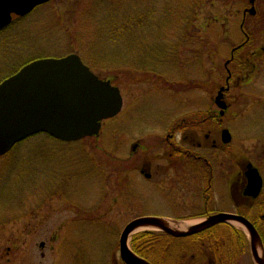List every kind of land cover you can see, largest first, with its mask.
I'll return each mask as SVG.
<instances>
[{
    "label": "rangeland",
    "instance_id": "374dc122",
    "mask_svg": "<svg viewBox=\"0 0 264 264\" xmlns=\"http://www.w3.org/2000/svg\"><path fill=\"white\" fill-rule=\"evenodd\" d=\"M182 2L176 14L174 5L178 3L173 5V0H53L0 33V68L12 73L35 57L82 53L83 62L101 78L118 85L124 97L122 111L103 123L98 137L72 144L52 141L45 135L29 138L21 144L12 167L11 155L0 162L5 172L0 173V264H122L119 240L128 223L147 214L177 218L182 213L169 208L160 190L144 179L135 183L140 192L133 185L134 192L125 191V179L120 180L122 163L128 157L131 161L146 155L155 163L158 145L163 146L168 128L177 125L184 114H190L191 119L196 115L204 118L202 111L214 106L216 84L220 71L224 72L222 63L230 46L240 38L239 21L231 18L223 26L215 18L226 16L233 8L242 9L246 0H241L243 4H233V0ZM163 14H176L178 20L183 17L182 24L176 26L175 19L170 23L165 18L163 25ZM117 16L125 17L117 28L127 34L125 56L129 64L118 56V63L110 66L107 59L114 57L103 50L107 47L112 51L117 45L109 40L107 44L105 33L107 39L114 33ZM207 19L213 22L208 25ZM162 33L165 41L161 42ZM167 34L176 35V40ZM80 41H86L84 50ZM171 48L175 59L171 58ZM129 50L136 52L130 57ZM140 61H152V65L147 70L142 69L144 64L131 65ZM102 62L103 67L97 64ZM256 63H264V58ZM155 69L170 80L163 82ZM4 75L1 73L0 79ZM256 82L257 78L242 92L241 108L246 112L239 124L255 123L264 128V83L255 90ZM134 143L141 146L132 156ZM113 199L117 200L113 203ZM143 230L153 228H140L135 233ZM228 233L225 248L235 256L220 264H252L249 245H240L241 241ZM220 235L218 232L216 238ZM176 246L166 250L163 258L169 260L174 254L177 262L187 264L184 251Z\"/></svg>",
    "mask_w": 264,
    "mask_h": 264
},
{
    "label": "flooded vegetation",
    "instance_id": "af4514ba",
    "mask_svg": "<svg viewBox=\"0 0 264 264\" xmlns=\"http://www.w3.org/2000/svg\"><path fill=\"white\" fill-rule=\"evenodd\" d=\"M263 1L255 0L254 14L248 8L242 12L243 41L233 47L231 55L243 47L255 59L242 60L238 56L235 63L225 65L220 81V88L225 89L224 110L215 107L202 111L204 118L200 123H194V118L192 122L191 116L184 118L182 126L172 127L167 134L164 148L158 145L154 173L147 160L141 164V172L149 181L156 176L154 184L169 208L182 212L177 218L204 220L215 214L240 216L249 220L261 236L264 234V128L255 123L242 126L239 122L246 112L241 108L242 92L255 78L259 83L255 90L264 83V63H256L257 59L264 58V11H260ZM233 18L238 21L237 16ZM256 128H259L257 133ZM248 131L249 138H246ZM257 137L261 141L259 145ZM138 146L139 143L132 150L137 152ZM124 168L126 191L132 171L130 157L124 161ZM218 226L230 227L232 222Z\"/></svg>",
    "mask_w": 264,
    "mask_h": 264
},
{
    "label": "water",
    "instance_id": "95a60500",
    "mask_svg": "<svg viewBox=\"0 0 264 264\" xmlns=\"http://www.w3.org/2000/svg\"><path fill=\"white\" fill-rule=\"evenodd\" d=\"M47 1L0 0V29L10 23L12 13L26 15L37 4ZM122 104L119 89L95 76L76 54L33 61L0 84V155L39 132L65 141L97 135L100 120L116 115ZM222 220L220 216L214 217L183 233L165 227L159 218L134 220L121 235L122 259L127 264H149L127 245L129 235L139 226H159L169 234L185 236ZM241 221L250 232L255 262L264 264V256L257 254V231L245 219Z\"/></svg>",
    "mask_w": 264,
    "mask_h": 264
},
{
    "label": "trees",
    "instance_id": "16d2710c",
    "mask_svg": "<svg viewBox=\"0 0 264 264\" xmlns=\"http://www.w3.org/2000/svg\"><path fill=\"white\" fill-rule=\"evenodd\" d=\"M180 3L178 4V6ZM180 7V6H179ZM123 19L117 20L118 26L123 25ZM114 33H111L109 38L107 39V33H105L106 37V43L108 44L109 41H112L117 45V49H114L112 51L107 50V47L103 50V53L105 55H108L110 57L114 58H108L107 61L110 63V66H112L111 63H118L117 57L119 56L122 60V63H125L127 58L125 56V35L122 34L121 30L118 28L113 29ZM109 40V41H108ZM122 43V45H121ZM124 43V46H123ZM130 51V57L133 56V54L136 51ZM106 56V57H108ZM138 56H136V59ZM103 62L101 63V67H103ZM40 136V135H38ZM37 137V136H35ZM33 137V138H35ZM31 139V138H30ZM199 243V241H197ZM133 248L134 250L141 255L142 257L146 258L148 261L153 262L154 264H173L172 261L166 260L163 258L164 252L166 250L171 249V243L167 242L165 240V236L161 233L156 232H141L133 237L132 240ZM220 246V244L218 243ZM244 245H246V242H244ZM221 248V246H220ZM196 249V248H195ZM214 249V246H213ZM203 248H199L198 252H203ZM215 253L218 255V252L215 251Z\"/></svg>",
    "mask_w": 264,
    "mask_h": 264
},
{
    "label": "bare ground",
    "instance_id": "6f19581e",
    "mask_svg": "<svg viewBox=\"0 0 264 264\" xmlns=\"http://www.w3.org/2000/svg\"><path fill=\"white\" fill-rule=\"evenodd\" d=\"M164 223L165 225L176 228V229H185L189 224V223H171L168 221ZM256 249H257V254L259 255V257H263V252L259 244L256 245Z\"/></svg>",
    "mask_w": 264,
    "mask_h": 264
}]
</instances>
